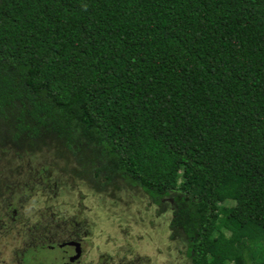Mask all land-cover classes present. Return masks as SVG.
<instances>
[{"label": "trees", "instance_id": "obj_1", "mask_svg": "<svg viewBox=\"0 0 264 264\" xmlns=\"http://www.w3.org/2000/svg\"><path fill=\"white\" fill-rule=\"evenodd\" d=\"M45 138L169 198L192 264H264V0H0V145Z\"/></svg>", "mask_w": 264, "mask_h": 264}, {"label": "rangeland", "instance_id": "obj_2", "mask_svg": "<svg viewBox=\"0 0 264 264\" xmlns=\"http://www.w3.org/2000/svg\"><path fill=\"white\" fill-rule=\"evenodd\" d=\"M57 146L0 145V264H62L75 243L73 264H192L183 235L168 227L169 198L154 204L123 181L100 191L69 173Z\"/></svg>", "mask_w": 264, "mask_h": 264}, {"label": "water", "instance_id": "obj_3", "mask_svg": "<svg viewBox=\"0 0 264 264\" xmlns=\"http://www.w3.org/2000/svg\"><path fill=\"white\" fill-rule=\"evenodd\" d=\"M74 247H75L74 252L68 254V258H69L70 260L73 259L74 257H76L77 254L79 253V248H78V244H77V243H75Z\"/></svg>", "mask_w": 264, "mask_h": 264}, {"label": "flooded vegetation", "instance_id": "obj_4", "mask_svg": "<svg viewBox=\"0 0 264 264\" xmlns=\"http://www.w3.org/2000/svg\"><path fill=\"white\" fill-rule=\"evenodd\" d=\"M74 252V251H73ZM68 254H70V252H68V251H64V256H65V259H66V262H63L62 264H73V263H70L71 261H70V259L68 258ZM79 254V253H78ZM78 254H77V256H78ZM76 256V257H77ZM75 258V257H74ZM68 261V262H67Z\"/></svg>", "mask_w": 264, "mask_h": 264}, {"label": "clouds", "instance_id": "obj_5", "mask_svg": "<svg viewBox=\"0 0 264 264\" xmlns=\"http://www.w3.org/2000/svg\"><path fill=\"white\" fill-rule=\"evenodd\" d=\"M75 248V247H74Z\"/></svg>", "mask_w": 264, "mask_h": 264}]
</instances>
